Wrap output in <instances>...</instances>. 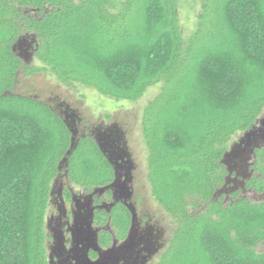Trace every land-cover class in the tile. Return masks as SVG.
<instances>
[{"label":"trees","instance_id":"1","mask_svg":"<svg viewBox=\"0 0 264 264\" xmlns=\"http://www.w3.org/2000/svg\"><path fill=\"white\" fill-rule=\"evenodd\" d=\"M178 1L0 0V264H45L43 217L62 159L79 184L111 175L90 135L71 149L62 116L14 92L20 70L116 102L159 85L142 136L151 195L175 227L156 264H264V200L216 195L232 137L264 109V0H200L186 39ZM23 40L41 66L15 53ZM258 158L264 176V151Z\"/></svg>","mask_w":264,"mask_h":264},{"label":"flooded vegetation","instance_id":"2","mask_svg":"<svg viewBox=\"0 0 264 264\" xmlns=\"http://www.w3.org/2000/svg\"><path fill=\"white\" fill-rule=\"evenodd\" d=\"M13 50L25 65L28 55L34 58L30 41L19 42ZM58 114L71 134V149L79 138L90 135L111 175L108 173L99 185L79 184L65 169L67 157L60 161L49 186L43 217L45 264H156L171 236L166 244L161 242V230L139 209L131 186L134 166L121 135L112 127L78 134L67 111ZM240 133L221 159L226 173L216 195H223L225 202L234 193L237 198H247L245 195L252 191L264 195V188L257 192L251 184L261 180L264 185V176L255 169L261 160L258 155L264 151V118H257L250 129ZM154 256L157 260L152 263Z\"/></svg>","mask_w":264,"mask_h":264},{"label":"rangeland","instance_id":"3","mask_svg":"<svg viewBox=\"0 0 264 264\" xmlns=\"http://www.w3.org/2000/svg\"><path fill=\"white\" fill-rule=\"evenodd\" d=\"M200 12V0L178 1L179 25L185 39L195 31ZM31 14L34 15V12ZM23 42L27 43L26 40H23ZM21 53H28V50H22ZM26 58L28 66H41L35 57L32 58V55H28ZM158 91L159 85H155L148 88L137 102H116L101 96L91 88L78 84L66 86L49 71L27 75L22 70L19 71L14 86L16 94L44 102L57 113L66 110L68 115L72 117L73 127L76 128L78 134L98 128L112 127L121 135L126 153L134 166L131 183L133 195L137 199L139 209L148 214L151 221L156 223L161 230L160 241L166 244L175 224L173 219L151 195V188L147 179L148 152L142 136L141 126L143 107L157 95ZM258 118H264V109ZM241 135V133H238L233 136L230 143L236 142ZM245 196L254 202L261 201L264 198L263 194L258 195L253 191L248 192ZM257 250L259 252L263 251L264 245L260 243ZM156 260L157 256H154L152 263Z\"/></svg>","mask_w":264,"mask_h":264}]
</instances>
